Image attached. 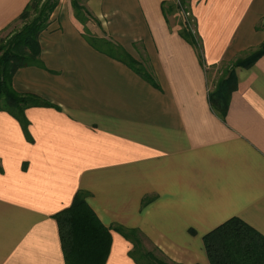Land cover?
<instances>
[{
	"label": "crops",
	"instance_id": "0c3cea01",
	"mask_svg": "<svg viewBox=\"0 0 264 264\" xmlns=\"http://www.w3.org/2000/svg\"><path fill=\"white\" fill-rule=\"evenodd\" d=\"M29 1L0 0V33ZM72 1L39 35L41 65L12 78L47 105L25 127L0 112V264H66L55 216L81 192L109 230L104 264H136L131 231L176 264H209L203 238L231 218L264 238V54L233 69L223 115L208 76L262 46L264 0H190L185 20L174 0H80L85 24ZM86 36L121 46L153 85Z\"/></svg>",
	"mask_w": 264,
	"mask_h": 264
},
{
	"label": "trees",
	"instance_id": "16d2710c",
	"mask_svg": "<svg viewBox=\"0 0 264 264\" xmlns=\"http://www.w3.org/2000/svg\"><path fill=\"white\" fill-rule=\"evenodd\" d=\"M58 0H30L19 15L24 22L2 46L0 56V112L18 120L25 127L24 111L31 107L47 105L32 95L15 92L12 78L18 69L40 66L39 35L46 29L50 16ZM76 20L85 24L89 18L80 0L72 1ZM183 12V11H182ZM182 38L196 45L190 29L184 23ZM89 44L97 51L125 64L148 83L153 85L151 75L141 63L130 56L121 46L106 39L86 36ZM264 54V43L248 59L236 61L209 93L212 108L223 115L235 86L233 69L247 67ZM61 237L66 264H104L109 249V230L104 227L87 204L85 195L78 193L72 205L55 216ZM132 243L129 256L136 264H158L153 252L147 251L143 241L134 231L123 233ZM204 249L209 264H264V238L237 218H231L203 238ZM91 257L89 262L88 258Z\"/></svg>",
	"mask_w": 264,
	"mask_h": 264
},
{
	"label": "rangeland",
	"instance_id": "374dc122",
	"mask_svg": "<svg viewBox=\"0 0 264 264\" xmlns=\"http://www.w3.org/2000/svg\"><path fill=\"white\" fill-rule=\"evenodd\" d=\"M190 0H174V7L177 9V12H180L179 16L185 20L188 16L186 13L188 12V5ZM183 11V12H182ZM188 20V19H187ZM186 22V21H185ZM184 22V23H185ZM24 22L16 20L14 24L10 25L6 30L2 31L0 33V56L3 54L1 48L4 46L5 42L16 32H18L21 27L23 26ZM252 54V53H251ZM249 58V56L247 57ZM227 68L226 66L219 67L217 69L209 70L208 76L210 78V83L213 81L217 80L220 78L223 74L225 69ZM144 248L148 251H151L150 249H147L146 246L143 244ZM153 256L156 258L155 260L159 261L158 264H176L172 261L167 260L166 258L162 257L156 252H153Z\"/></svg>",
	"mask_w": 264,
	"mask_h": 264
}]
</instances>
